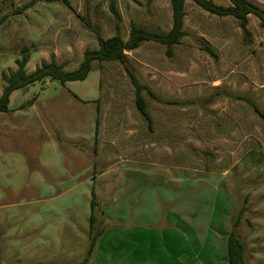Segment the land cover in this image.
<instances>
[{
  "label": "rangeland",
  "instance_id": "obj_1",
  "mask_svg": "<svg viewBox=\"0 0 264 264\" xmlns=\"http://www.w3.org/2000/svg\"><path fill=\"white\" fill-rule=\"evenodd\" d=\"M31 1L0 0V96L2 77L25 55L27 73L51 58L72 71L85 50L97 48L91 29L103 38H126L132 22L162 31L171 26L170 0H69L70 7L39 0L22 10ZM249 1L264 9V0ZM248 28L251 42L233 18L187 2L186 36L171 58L154 43L126 53L158 97L198 101L165 106L143 93L151 133L115 62H94L82 82L45 79L14 91L8 111L0 113V264H228L232 232L243 243V264H264V132L223 135L221 104L214 110L199 102L225 93L222 79L233 87L240 79L264 78V29L253 17ZM167 122L179 125L177 134L161 133ZM125 127L137 146L131 152L123 150ZM252 144L259 148L251 154L245 147ZM148 151L180 170L143 166V157L155 159ZM105 163L110 173L92 179ZM185 169L195 175L189 182ZM92 193L99 195L93 210Z\"/></svg>",
  "mask_w": 264,
  "mask_h": 264
},
{
  "label": "trees",
  "instance_id": "obj_2",
  "mask_svg": "<svg viewBox=\"0 0 264 264\" xmlns=\"http://www.w3.org/2000/svg\"><path fill=\"white\" fill-rule=\"evenodd\" d=\"M39 0H32L30 3L22 7L25 10L32 6L34 2ZM44 2H62L66 6L70 7L69 0H42ZM190 1L196 7L209 15L217 18L231 17L241 30L243 38L246 42H251V32L248 28L249 17H253L258 21V26L264 29V9L254 4L249 0H227L228 5H217L213 0H170L171 11V26L168 31H162L159 28H150L148 26H140L134 22L130 23L129 32L127 38H123L119 34H116L110 38H103L102 35L96 29H91L95 35L97 48L87 49L83 53L82 61L79 66L72 71L64 70L62 64H57L52 58L48 63H42L35 68V70L29 74L25 71L27 64V55L23 57L21 61H16V70L9 75H4L3 81L5 86L0 96V113H6L8 111V105L10 102V96L14 91L27 89L29 86L43 82L45 79L55 80L61 84L68 82H82L84 81L92 70L94 62L98 63H118L127 78L129 79L134 89V105L142 117L147 123V131L153 132V121L148 112L147 103L143 97V93L153 101L165 105V106H177L187 107L195 105L197 102H179L172 100H164L152 90V88L142 83L138 76L135 74L132 66L129 63L126 52L137 50L145 43H154L164 47V53L167 58H171L174 53V47L181 43V40L186 36L183 30L184 17H185V3ZM152 0H148V4ZM110 12L113 16L120 20V15L116 11L113 5L110 6ZM5 17L0 20V24L4 22ZM88 26V25H87ZM201 44V50L209 54L211 57H215L212 50L205 44ZM220 96L231 97L237 101L246 103L253 113L264 123V110H261L255 102L245 96H231L221 91H216L212 95L199 102L203 105H210L214 98ZM97 134V126H96ZM92 200L90 207L93 210L96 206V197L92 193ZM244 207L241 209L238 218ZM237 225V221L234 223V228ZM94 243H90V248L87 252V256L92 253ZM244 246L238 237L232 232L227 240V261L228 264H243ZM85 260L80 264H85Z\"/></svg>",
  "mask_w": 264,
  "mask_h": 264
},
{
  "label": "crops",
  "instance_id": "obj_3",
  "mask_svg": "<svg viewBox=\"0 0 264 264\" xmlns=\"http://www.w3.org/2000/svg\"><path fill=\"white\" fill-rule=\"evenodd\" d=\"M187 2H190V1H187ZM186 3H185V7H186ZM225 18H231V17H225ZM250 18H251V16L249 17V23H250ZM219 36L220 37H225V36H228V35H219ZM183 39L181 40V43L179 45H177V46L174 47V50L173 51H175V48H177L178 46H180L182 44ZM158 46H160V45H158ZM27 74H29V73H27ZM248 80L250 82L245 81L243 79H240L239 81H237V82L234 83V86L233 87H225L226 82L224 81V79H222V81H221L222 82V84H221L222 87L221 88H223L225 90L224 92L227 93V94L233 93V94H236L235 96H245V97L250 98L253 102H255L257 104V106L261 110H264V78L262 77V80L260 79V80H257V81H255L253 79H249V78H248ZM144 81L145 82H143V83L149 85L151 88L153 87V85L150 84L147 80H144ZM228 86H230V85H228ZM156 88H159V87L157 86ZM211 93L212 92L210 90V93L209 94H211ZM159 94L160 95H163V92H159ZM209 94H207V95H209ZM229 99L230 98H228V97L222 96L219 101L214 100L210 104V106H209L210 109H214V110H217L216 109V107H217L216 106L217 105L216 103H220L221 106H222L221 108L219 107V109H220L221 121H222V124H223L222 126L224 127V130H223L224 133H223V135H226V136L227 135L243 136V135L251 134V136H253L252 134H254L256 136H259L261 134L260 131L264 132V123L253 113V111L250 109V107L246 103H244L242 101H236V102H234L232 104V103L229 102ZM179 100L180 99L175 98L172 101H179ZM141 120H143V119H141ZM166 124H167L166 126H165V123L163 124L164 127H162V129L160 130L161 133L167 134V136L168 135H170V136L172 135L173 136V135L177 134V132L179 131L178 130V127H179L178 124L177 125H174L173 123H169V122H167ZM140 126L143 127V123H141ZM129 129L130 128L125 127V130L123 131V134L125 136H129V137L125 138V142H123L124 143L123 150L124 151H128V152H131L132 149L135 148V147H137V146L133 147L131 145V139H130V137L132 135H130V134H132V133H128V132H131ZM140 129H142V128H140ZM233 129H235L236 131L233 130ZM250 130H252L251 133H250ZM256 141H258V139ZM247 146L245 147V150H247V148H248V151L247 152H249V153H251L250 151H255L256 152V149L255 148H259V147L255 146L253 144L250 145V146H248V147ZM138 151H139V154L140 153L141 154L143 153V143L142 144L140 143V145L138 146ZM170 152H172V151H170ZM148 154H151L152 156H154L152 152H149L148 151ZM262 155H264V153H262ZM170 156L171 157L172 156L175 157V154H173V155L171 154ZM166 158L167 157H165V158L164 157H159V158H156L155 157V159L149 160L151 158H149L148 156H145V157H143V166L162 167L165 170H169V171L170 170H174V169H177L178 171L180 170V167L179 166H176V165H174L172 163L167 162L168 160ZM108 165H109V163H107V164L105 163L103 165V168H102L101 172L97 176H93L92 179L104 177L107 174H109L110 173L109 172L110 171V167ZM104 166L106 167L105 169H104ZM247 166L258 167L259 168L258 173L262 172V170H263L258 165V162H251V164L249 162ZM185 170L186 171L183 172V173L184 174H188L187 177H186V179H187L186 181L189 182L190 180H188V178H191L192 176H195V175H193V172L190 171L189 169H185ZM221 173H223V175L224 174H228V171L221 172ZM175 182H178V181H175ZM172 184H174L173 179H172ZM175 184H177V183H175ZM174 190L178 192L179 191V188L177 187ZM95 196H96V194H95ZM98 197H99V195L97 194V198ZM179 199H180V197L177 196V200L176 201H178ZM172 264H177V260L172 261Z\"/></svg>",
  "mask_w": 264,
  "mask_h": 264
}]
</instances>
